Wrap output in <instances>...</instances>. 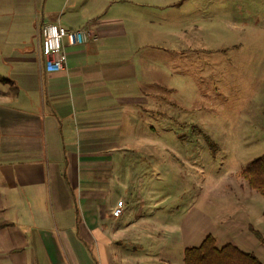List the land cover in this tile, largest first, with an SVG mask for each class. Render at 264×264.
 <instances>
[{"label":"crops","instance_id":"crops-1","mask_svg":"<svg viewBox=\"0 0 264 264\" xmlns=\"http://www.w3.org/2000/svg\"><path fill=\"white\" fill-rule=\"evenodd\" d=\"M186 6L183 0H0V25L7 26L0 31V79L10 81H0V264L168 261L159 251L166 245L155 214L145 218L128 187L129 176L138 177L130 169L143 160L139 155L161 148L122 138L139 136V111L158 98L153 40L161 25L183 22ZM55 22L93 37L81 45L65 39L66 67L50 73L41 29ZM119 200L124 206L115 217ZM232 201L233 212L219 214L216 246L222 238L264 264V198L244 184ZM166 229L179 233L185 250L183 229Z\"/></svg>","mask_w":264,"mask_h":264},{"label":"rangeland","instance_id":"rangeland-1","mask_svg":"<svg viewBox=\"0 0 264 264\" xmlns=\"http://www.w3.org/2000/svg\"><path fill=\"white\" fill-rule=\"evenodd\" d=\"M183 1V22L161 25L153 40L158 98L139 111V136L122 138L161 148L139 155L128 182L145 218L154 213L162 228L161 264H184L179 233L168 227L183 229L185 247L219 236V214L233 212L247 184L241 171L264 154V0Z\"/></svg>","mask_w":264,"mask_h":264},{"label":"trees","instance_id":"trees-1","mask_svg":"<svg viewBox=\"0 0 264 264\" xmlns=\"http://www.w3.org/2000/svg\"><path fill=\"white\" fill-rule=\"evenodd\" d=\"M0 81L10 84L6 79L1 78ZM241 176L252 190L264 198V154L246 165ZM183 261L184 264H263L254 254L244 252L233 244L217 247L212 235H207L198 246L185 248Z\"/></svg>","mask_w":264,"mask_h":264},{"label":"built area","instance_id":"built-area-1","mask_svg":"<svg viewBox=\"0 0 264 264\" xmlns=\"http://www.w3.org/2000/svg\"><path fill=\"white\" fill-rule=\"evenodd\" d=\"M93 35L85 30H67L58 22L45 24L41 29V52L44 58V67L47 72L54 73L65 69L66 54L64 40L72 45H81L90 40ZM124 203L119 200L112 210V214L118 217L122 213Z\"/></svg>","mask_w":264,"mask_h":264}]
</instances>
